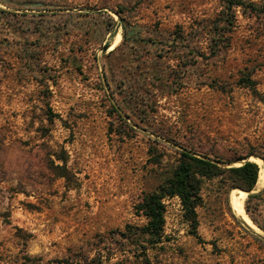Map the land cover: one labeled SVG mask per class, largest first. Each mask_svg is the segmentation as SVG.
Instances as JSON below:
<instances>
[{
  "label": "rangeland",
  "instance_id": "rangeland-1",
  "mask_svg": "<svg viewBox=\"0 0 264 264\" xmlns=\"http://www.w3.org/2000/svg\"><path fill=\"white\" fill-rule=\"evenodd\" d=\"M228 1L0 0V264H264V185L254 230L227 175L201 179L200 240L177 197L145 255L127 232L181 152L264 166V13L225 27Z\"/></svg>",
  "mask_w": 264,
  "mask_h": 264
},
{
  "label": "trees",
  "instance_id": "trees-1",
  "mask_svg": "<svg viewBox=\"0 0 264 264\" xmlns=\"http://www.w3.org/2000/svg\"><path fill=\"white\" fill-rule=\"evenodd\" d=\"M239 7L255 16L264 13V6L256 5L253 2L229 0L227 2L228 16L224 20L225 27H231L235 23L234 9ZM246 84L249 86L253 85L247 79ZM243 159L241 158L238 161ZM232 163L230 162L229 164ZM258 171L259 167L254 162L246 161L238 167L223 169L218 166L217 161L209 160L207 157H196L190 152H181L179 163L173 170L171 177L159 186L157 190L143 195L136 205V213L143 217L145 224L140 228L127 227V232L130 229L137 231V233L133 234L137 242L136 245L144 251L142 253L145 255L147 247L154 248L161 243L165 213L164 199L177 197L182 207L183 218L189 224L191 235L200 240L196 232L198 221L195 210L201 204L199 194L201 179L227 175L230 182L229 191L240 189L250 193L256 184ZM252 197L248 195L247 202ZM247 202L245 206L246 212L248 211ZM141 243L144 244L140 246ZM144 257L146 259V256Z\"/></svg>",
  "mask_w": 264,
  "mask_h": 264
},
{
  "label": "bare ground",
  "instance_id": "bare-ground-1",
  "mask_svg": "<svg viewBox=\"0 0 264 264\" xmlns=\"http://www.w3.org/2000/svg\"><path fill=\"white\" fill-rule=\"evenodd\" d=\"M120 40L119 35H115L114 40L112 41L110 47L114 48L115 46H117L118 42ZM254 163H259V161H253ZM259 165V164H258ZM264 185V166L260 165L259 166V171H258V176H257V181L255 184L256 188H261ZM255 188V189H256ZM245 196L246 194L242 191L239 190H235L231 193V198H230V207L233 210V212L242 220L244 221L246 224L250 225L254 230H257L256 227H254L249 218L247 217V215L244 212L243 209V202L245 200Z\"/></svg>",
  "mask_w": 264,
  "mask_h": 264
},
{
  "label": "water",
  "instance_id": "water-1",
  "mask_svg": "<svg viewBox=\"0 0 264 264\" xmlns=\"http://www.w3.org/2000/svg\"><path fill=\"white\" fill-rule=\"evenodd\" d=\"M107 50V47H104L103 48V51H106ZM246 161H249V159H246V160H244L242 163H244V162H246ZM249 162H252V161H249ZM239 191H241V190H239ZM242 192H244V191H242ZM245 193H247V192H245ZM230 198H231V195H230ZM231 203V202H230ZM231 205V204H230ZM247 225V224H246ZM248 226V225H247Z\"/></svg>",
  "mask_w": 264,
  "mask_h": 264
}]
</instances>
